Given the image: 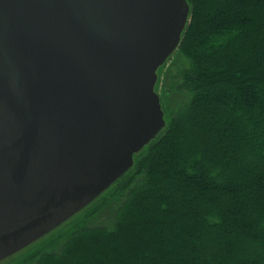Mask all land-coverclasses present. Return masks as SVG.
I'll return each instance as SVG.
<instances>
[{
	"label": "water",
	"instance_id": "water-1",
	"mask_svg": "<svg viewBox=\"0 0 264 264\" xmlns=\"http://www.w3.org/2000/svg\"><path fill=\"white\" fill-rule=\"evenodd\" d=\"M191 21L188 0H0V264L110 194L168 129L161 72Z\"/></svg>",
	"mask_w": 264,
	"mask_h": 264
},
{
	"label": "trees",
	"instance_id": "trees-1",
	"mask_svg": "<svg viewBox=\"0 0 264 264\" xmlns=\"http://www.w3.org/2000/svg\"><path fill=\"white\" fill-rule=\"evenodd\" d=\"M188 1V99L99 202L124 197L112 226L16 264H264V0Z\"/></svg>",
	"mask_w": 264,
	"mask_h": 264
},
{
	"label": "rangeland",
	"instance_id": "rangeland-1",
	"mask_svg": "<svg viewBox=\"0 0 264 264\" xmlns=\"http://www.w3.org/2000/svg\"><path fill=\"white\" fill-rule=\"evenodd\" d=\"M176 55L177 54H174L172 59L170 60V62H172V68L168 70V72H166L165 74H162L161 81V93L164 95L165 99L163 106L166 111V119L168 123L171 119L169 111H174L175 106L177 104L186 101L188 99L186 97H188L189 94L187 90L180 86V82L182 83V81H180L181 73L183 72V69L188 65L186 64V62L183 63L182 59L177 58ZM166 101L167 105L171 110L166 106ZM123 199L124 197L121 198V201L120 199H109L110 201L103 204L102 206H100L101 203H98V201L96 203L91 204L90 206H88V208H86V210H83L84 212L82 211L81 213L70 219L65 225L60 227L58 230L54 231L52 234L41 240L42 242L39 241L40 244L38 246L36 245L37 247L35 246L34 249L32 248L33 251L36 252L37 250L42 249L45 244H49L55 239H57L58 242L55 244V246L52 247V249L59 250L62 247V239H64L65 235L67 233L69 234L75 231L78 228H110L115 218V212L117 208L121 205V203H123ZM259 251V248H256L257 254L260 253ZM26 255H19L18 258L16 257L17 259L11 261L9 264H16L17 262L19 263V260H21Z\"/></svg>",
	"mask_w": 264,
	"mask_h": 264
}]
</instances>
